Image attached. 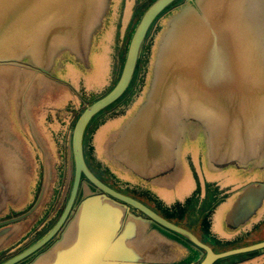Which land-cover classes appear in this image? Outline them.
<instances>
[{"label":"flooded vegetation","instance_id":"flooded-vegetation-1","mask_svg":"<svg viewBox=\"0 0 264 264\" xmlns=\"http://www.w3.org/2000/svg\"><path fill=\"white\" fill-rule=\"evenodd\" d=\"M149 1L143 9L138 0H112L93 37L88 68L67 50L56 56L47 72L29 58L18 62L11 98L0 106V264H200L208 255L206 247L221 254L258 241L264 228V161H212L200 122H184L173 166L155 177L139 176L112 155L120 128L140 104L133 109L137 99L127 101L139 76L121 102H129L126 108L102 120L103 112L98 120L94 117L82 143L87 171L122 199L95 183L82 167L77 178L78 165L70 152L74 124L63 125L59 139L51 125H39L38 109L58 110L71 101L73 87L66 71L90 68L101 36L117 28L121 4L130 2L131 14H143L153 0ZM191 4L177 0L150 26L140 53L144 72L139 91L148 88L146 76L169 20ZM40 74L44 80L38 79ZM91 103L82 99L78 116ZM31 120L44 138L47 156L32 138ZM106 123L118 124L100 141L99 131ZM185 180L193 186L181 190ZM248 256L237 253L212 264H245Z\"/></svg>","mask_w":264,"mask_h":264},{"label":"water","instance_id":"water-1","mask_svg":"<svg viewBox=\"0 0 264 264\" xmlns=\"http://www.w3.org/2000/svg\"><path fill=\"white\" fill-rule=\"evenodd\" d=\"M176 1L150 3L132 33L117 82L86 105L73 125L74 154L70 152L78 165L77 178L82 167L95 183L120 199L84 166V134L94 117L125 94L150 26ZM190 1L169 20L144 100L112 145V155L141 177H155L173 166L181 126L190 119L205 129L212 161H264V0ZM111 2L0 0V106L11 98L16 66L24 58L44 72L63 50L89 64L93 37L103 26ZM39 78L45 79L41 74ZM30 122L32 138L47 156L44 138L36 123ZM260 190L263 201L264 186ZM258 236L257 242L221 254L206 247L208 255L200 264L237 253H249L245 264H264V228Z\"/></svg>","mask_w":264,"mask_h":264},{"label":"rangeland","instance_id":"rangeland-1","mask_svg":"<svg viewBox=\"0 0 264 264\" xmlns=\"http://www.w3.org/2000/svg\"><path fill=\"white\" fill-rule=\"evenodd\" d=\"M139 2L142 3V5L140 6H142L144 9V7L146 8L147 3H149L150 1L138 0V3ZM141 11H137V12L134 11L131 14L130 2L124 5L123 3L121 4V7L119 9L120 15L118 16L119 21H117L115 24L117 28L116 30H114L112 29V27H110L105 31L103 36H101L100 42L97 45H95L92 51L90 57V68L89 69L83 68L79 70L69 68L66 71V78L73 87V90L71 91L72 93H70L68 96V98L71 101L58 110H56L55 108L53 109L44 108L45 109V110L43 109L44 111L38 109L36 113L38 114L37 117L41 121V124L39 125H42L44 128H49L51 125L50 128L53 129L54 132H56L54 135H56L59 139L61 136H58V133L61 128H64L63 125L65 126H67L68 124L73 125L78 117V112L84 108V105L82 104V99H88L89 102L96 101L99 98L103 97V95H105L115 85L122 71V67L125 61L126 52L128 49V45L132 33L137 23L139 22L140 17L142 16ZM154 58H155V54H154ZM78 62H80L86 68H88V64H84L82 61H78ZM143 72H144V68L143 70L141 69L138 75L139 79H137L138 82L135 83L134 85L135 86L134 92L131 93L129 99H127V101L129 100V102H131L132 99H137L135 102H133V105H131L133 106V109L137 107L138 103H142L145 97L144 92L147 91L145 89L144 91H139L138 88L140 82L142 81ZM151 72H152V66H151V71L149 70L145 80L148 85L152 75ZM51 94L53 98L54 93ZM138 95L139 97H137ZM124 100L121 102H124ZM127 101H125V103H121V102L116 103L115 105H113V107H110L107 110H105L103 112L104 113L103 115L101 116L98 115L97 117H95L94 120H98L99 116L102 120L106 116H110L117 111H122L123 109L126 108L127 104L129 103V102L127 103ZM108 110H110V112H108ZM43 112L46 113L44 114ZM64 113H69V114L63 116ZM47 115L48 118L45 119V116ZM61 116L63 117L61 118ZM54 117H56L55 118L56 121L55 120L52 121ZM117 124L118 123H116L115 125L114 124L108 125L106 123L99 131L98 140L102 141V139L106 138L107 133L113 130L117 126ZM55 147L57 149L56 152L59 153L56 145ZM35 154L38 155L36 152ZM39 158L40 157H37V159ZM35 166L37 168L41 167L40 162L37 163ZM191 186H193L192 181L189 182V180H185V182H182L181 184V190L187 189L188 187L191 188Z\"/></svg>","mask_w":264,"mask_h":264},{"label":"trees","instance_id":"trees-1","mask_svg":"<svg viewBox=\"0 0 264 264\" xmlns=\"http://www.w3.org/2000/svg\"><path fill=\"white\" fill-rule=\"evenodd\" d=\"M142 66V62L141 61H139V63H138V67H137V69H136V73H135V75H134V78H133V81H132V84H131V86L129 87V89H128V91L123 95V97H121V99L118 101V102H121V100H123V98L126 96L127 97V95L130 93V91L132 90V86L134 85V82H135V80L138 78V75H139V71L141 70V67ZM125 97V98H126ZM118 102H116V103H118ZM115 103V104H116ZM115 104H113V105H115ZM113 105L111 106V107H113Z\"/></svg>","mask_w":264,"mask_h":264}]
</instances>
